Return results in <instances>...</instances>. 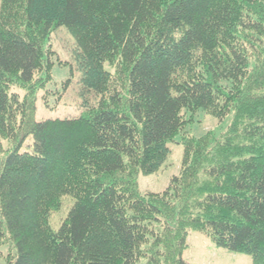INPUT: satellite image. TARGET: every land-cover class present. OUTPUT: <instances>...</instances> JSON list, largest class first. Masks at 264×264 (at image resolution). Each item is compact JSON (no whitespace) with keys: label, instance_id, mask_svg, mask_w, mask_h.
Listing matches in <instances>:
<instances>
[{"label":"trees","instance_id":"obj_1","mask_svg":"<svg viewBox=\"0 0 264 264\" xmlns=\"http://www.w3.org/2000/svg\"><path fill=\"white\" fill-rule=\"evenodd\" d=\"M58 27L96 101L37 121ZM197 111L232 116L216 151L182 137L178 175L141 194ZM189 229L264 264V0H0V264H189Z\"/></svg>","mask_w":264,"mask_h":264},{"label":"rangeland","instance_id":"obj_2","mask_svg":"<svg viewBox=\"0 0 264 264\" xmlns=\"http://www.w3.org/2000/svg\"><path fill=\"white\" fill-rule=\"evenodd\" d=\"M46 48L52 52L51 80L44 90L38 92L36 119L41 121L45 119L77 118L85 110L83 102L87 101L88 106H91L95 103L96 97L91 93L84 95V97L80 96V73L76 70L72 57L75 40L65 27H58L51 32ZM106 69L110 73L114 72V68L111 66L106 65ZM17 92L20 95L23 94L21 90ZM188 116L187 114V119ZM231 121L232 116L219 121L204 111H197L184 131L169 143V156L159 170L153 175H140L138 177L140 193L144 195L163 192L169 185L170 179L178 175L183 153L182 137L198 139L210 132L214 137L210 152L214 153L216 151L215 146L222 140ZM30 143L31 141L27 140L21 151H25L26 146ZM3 147L7 150L8 142L4 141ZM72 204L73 200L70 197L62 198L60 209L50 215L49 222L53 230L59 228ZM0 250L6 253L7 247H0ZM182 259L189 264H252L251 256L217 247L205 235L192 229L187 230L186 249L182 254ZM140 264H144V261Z\"/></svg>","mask_w":264,"mask_h":264}]
</instances>
